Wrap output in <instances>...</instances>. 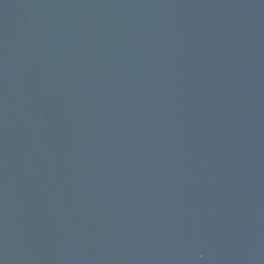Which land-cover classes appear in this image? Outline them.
<instances>
[{
  "label": "water",
  "instance_id": "95a60500",
  "mask_svg": "<svg viewBox=\"0 0 264 264\" xmlns=\"http://www.w3.org/2000/svg\"><path fill=\"white\" fill-rule=\"evenodd\" d=\"M0 264H264V0H0Z\"/></svg>",
  "mask_w": 264,
  "mask_h": 264
}]
</instances>
